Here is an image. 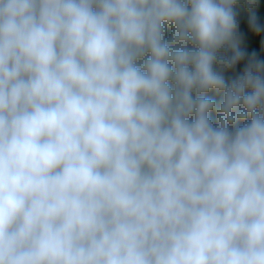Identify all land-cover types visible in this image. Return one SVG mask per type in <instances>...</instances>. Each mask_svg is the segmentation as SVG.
Listing matches in <instances>:
<instances>
[{"label": "clouds", "instance_id": "9594fccd", "mask_svg": "<svg viewBox=\"0 0 264 264\" xmlns=\"http://www.w3.org/2000/svg\"><path fill=\"white\" fill-rule=\"evenodd\" d=\"M236 2L0 0V264H264Z\"/></svg>", "mask_w": 264, "mask_h": 264}, {"label": "trees", "instance_id": "16d2710c", "mask_svg": "<svg viewBox=\"0 0 264 264\" xmlns=\"http://www.w3.org/2000/svg\"><path fill=\"white\" fill-rule=\"evenodd\" d=\"M234 10L236 12V19L238 23V34H239V46L244 50L248 56L255 54L256 59L264 60V32L257 33L249 25V19L252 15H255L257 21L264 24V0H255L254 4H250L249 0H237L234 5ZM174 26L165 25V39L171 40L174 34ZM191 47V45H189ZM246 65V60L238 63L234 68L231 69H220L216 66L218 70L223 72L226 81L230 82L232 79L237 78L243 74ZM208 96L214 98L217 103L222 99V94L216 91H210L207 93ZM210 118L214 126L219 123V114L216 110L210 113ZM250 120V118H249ZM242 124L243 121H238Z\"/></svg>", "mask_w": 264, "mask_h": 264}]
</instances>
